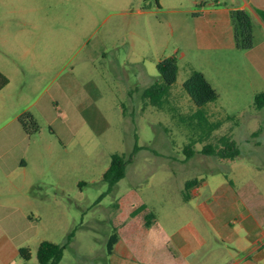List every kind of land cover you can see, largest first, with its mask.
Returning <instances> with one entry per match:
<instances>
[{
  "label": "rangeland",
  "instance_id": "obj_1",
  "mask_svg": "<svg viewBox=\"0 0 264 264\" xmlns=\"http://www.w3.org/2000/svg\"><path fill=\"white\" fill-rule=\"evenodd\" d=\"M235 6L0 0V71L9 79L0 91V264H38L43 241L66 245L58 264H107L108 237L141 205L144 223L149 213L162 222L173 214L204 221L226 198L237 196L240 207L248 191V205L264 207V109L253 108L264 91L256 64L264 26L252 19L254 52L238 48ZM168 57L178 68L171 104L182 114L196 110L183 83L191 68L201 71L218 93L203 110L221 122L216 136L234 140V159L203 155L201 144L186 159L188 129L143 99ZM24 113L37 133L24 132ZM135 146L124 178L110 188L103 174L112 155L128 156ZM191 180L197 184L185 190ZM21 248L30 249L29 260Z\"/></svg>",
  "mask_w": 264,
  "mask_h": 264
},
{
  "label": "crops",
  "instance_id": "obj_2",
  "mask_svg": "<svg viewBox=\"0 0 264 264\" xmlns=\"http://www.w3.org/2000/svg\"><path fill=\"white\" fill-rule=\"evenodd\" d=\"M236 1L233 9L248 11L264 26L255 12L264 10V0ZM259 52L256 64L264 75V47ZM252 196L244 193L240 207L237 196L226 198L206 211L204 221L181 220L173 214L163 222L158 216L146 227L140 214L119 220L118 240L107 264H258L264 258V207L253 199L258 209L254 211L248 205Z\"/></svg>",
  "mask_w": 264,
  "mask_h": 264
},
{
  "label": "trees",
  "instance_id": "obj_3",
  "mask_svg": "<svg viewBox=\"0 0 264 264\" xmlns=\"http://www.w3.org/2000/svg\"><path fill=\"white\" fill-rule=\"evenodd\" d=\"M256 14L264 23V10L255 9ZM232 21L235 27V38L237 47L244 50H250L253 46L252 35V18L248 11L235 9L231 12ZM242 39V46H239L238 39ZM160 76V82L152 84L143 93V99L148 101V104L159 110H166L171 115V118L176 120L180 125L188 129V142L183 148V153L186 159L191 158L195 154V145L201 144L200 153L203 155L217 157L219 159H234L238 155V150L234 140L229 135L216 136V131L220 128L221 122H212L209 120L207 113L203 110L209 102H214L218 99V93L207 80L205 75L194 68L189 71V76L183 83V89L188 94L192 102L196 106V110L190 114H182L170 102V87L177 79V64L173 57H168L160 61L156 66ZM9 84V79L0 71V91ZM253 108L255 110L264 109V91L257 93L253 99ZM19 123L24 132L32 135L38 132V127L33 117L28 113L19 116ZM258 133L255 132V136ZM138 150L137 146L128 156L114 154L111 157L110 165L103 174V179L113 188L125 176V169L132 162L133 156ZM197 184V180L187 181L185 190ZM188 199L187 193L184 195ZM146 210V205H141L131 212V216H136L141 211ZM145 226L149 227L156 219L154 213H149L145 216ZM71 237V236H70ZM70 237L68 240H70ZM118 240L117 233H112L106 242L105 252L109 256L112 253L113 247ZM66 245H58L49 241H43L39 244L36 251L38 264H58L63 256V251ZM20 257L24 260H29L30 249L21 248L19 250Z\"/></svg>",
  "mask_w": 264,
  "mask_h": 264
}]
</instances>
